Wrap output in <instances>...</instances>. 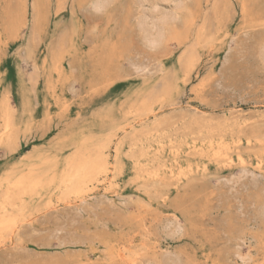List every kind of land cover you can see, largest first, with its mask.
Masks as SVG:
<instances>
[{"label":"rangeland","instance_id":"obj_1","mask_svg":"<svg viewBox=\"0 0 264 264\" xmlns=\"http://www.w3.org/2000/svg\"><path fill=\"white\" fill-rule=\"evenodd\" d=\"M95 1L0 0V264H264V0Z\"/></svg>","mask_w":264,"mask_h":264},{"label":"bare ground","instance_id":"obj_2","mask_svg":"<svg viewBox=\"0 0 264 264\" xmlns=\"http://www.w3.org/2000/svg\"><path fill=\"white\" fill-rule=\"evenodd\" d=\"M92 1H94V0H92ZM105 1V0H104ZM158 2L160 1V0H157ZM156 1V2H157ZM165 1V0H164ZM167 1V0H166ZM169 1V0H168ZM174 1H176V2H173L175 5H176V3H177V1L178 0H174ZM179 1H181V0H179ZM96 2V3H95ZM95 2H93L94 3V10H98V8L97 7H102V5H104L105 6V4L103 3V1H101V0H97V1H95ZM107 2H108V0H106L105 1V3L107 4ZM161 2V4L163 3L164 4V2L161 0L160 1ZM180 3V2H179ZM151 4V3H150ZM149 4V5H150ZM159 4V3H158ZM173 4V5H174ZM157 4L155 3V4H153L151 7L152 8H156V7H158V6H156ZM178 5V4H177ZM176 5V6H177ZM95 6H97V7H95ZM163 6V5H162ZM175 6V7H176ZM179 6V5H178ZM177 6V7H178ZM175 7H174V9H175ZM176 7V8H177ZM173 8V7H172ZM100 9H102V8H100ZM157 10V9H156ZM145 11V10H144ZM148 11H146V13H147ZM153 12V11H152ZM151 12V13H152ZM171 12H172V10H171ZM174 12V11H173ZM164 13V12H163ZM145 14V13H144ZM143 15V14H142ZM146 16L148 15V13L147 14H145ZM170 15H171V13H170ZM151 17H152V14H151ZM150 17V18H151ZM154 17V16H153ZM162 17H164L163 15H162ZM171 17V16H170ZM173 17V16H172ZM147 18H149L148 16H147ZM155 18V17H154ZM166 18V17H165ZM143 19V17H141V20ZM156 19V18H155ZM152 20L153 19H151V25H152ZM164 20V19H163ZM166 20H168V19H166ZM156 21V20H155ZM159 22V21H158ZM157 22V23H158ZM165 22V21H164ZM160 23H161V21H160ZM163 23V22H162ZM148 24H149V21H148ZM147 24V20L146 19H143L142 20V26H143V28L145 29V30H147L148 32V34H149V40L152 42V41H155L158 37H156L157 35L155 34L156 33V31H155V35L152 37L151 36V33H149V30L151 29V25H148ZM155 24H156V22H155ZM157 25V24H156ZM160 26V25H159ZM159 26H158V28H159ZM152 27H154V26H152ZM163 27H161V29H162ZM160 29V30H161ZM152 30V29H151ZM150 32H152V31H150ZM158 33V32H157ZM145 34V33H144ZM157 41V40H156ZM155 41V42H156ZM150 42V43H151ZM194 110H196V109H194ZM198 111V110H197ZM189 112H191V110H189ZM193 112V111H192ZM196 112V111H195ZM201 113H203V111L201 112ZM191 114V113H190ZM195 114V113H194ZM204 114V113H203ZM190 116V115H189ZM140 127V126H139ZM108 131V130H107ZM115 131V130H114ZM118 131V130H117ZM88 135V134H87ZM101 136V135H100ZM82 137V136H81ZM86 137V136H85ZM114 137V136H113ZM80 138V137H79ZM111 139V138H110ZM76 140V139H75ZM79 140H81V139H79ZM83 140V139H82ZM86 140V139H85ZM109 140V139H108ZM77 141V140H76ZM89 142L91 141V140H88ZM84 142V141H83ZM86 142H87V140H86ZM85 142V143H86ZM89 142H87L86 144H88ZM77 143V142H76ZM79 143V142H78ZM100 144V143H99ZM78 145V147L80 148V143L79 144H77ZM83 145V144H82ZM89 145V144H88ZM76 146V145H75ZM100 146V145H99ZM77 147V146H76ZM76 147H74V150H75V153L77 152V153H79V156H80V165H79V168L77 169V177H76V180H75V182L74 183H72L73 184V186H76V189H78V187L79 188H82V187H84V186H86V185H88V184H90L91 183V176L93 175V174H95L96 173V170H101V171H103V172H108V170H107V165H108V161H106V158H105V155H104V152L102 151V149L103 148H100L99 150L98 149H96V150H94V148L91 150V151H96L94 154L93 153H91V154H88L89 152H90V150H89V148H88V152H86L87 150H85V149H83L85 146H82V148H80V149H78V150H76L75 148ZM107 147V146H106ZM110 147V146H109ZM97 148H99V147H97ZM91 149V148H90ZM73 150V151H74ZM109 150V149H108ZM71 151V150H70ZM117 151H118V149H117ZM85 152L88 154V155H91V156H87V154H85ZM106 152V151H105ZM109 152V151H108ZM150 152V151H149ZM74 153V152H73ZM74 153V154H75ZM76 153V154H77ZM74 154H72V155H74ZM93 154V155H92ZM108 155V154H107ZM76 156V155H75ZM239 159V158H238ZM240 162H242V158H240ZM50 163V162H49ZM263 163V162H262ZM38 165V164H37ZM53 165H54V163H53ZM39 166V165H38ZM55 166V165H54ZM243 165H241V167H242ZM245 167V166H244ZM57 168V167H56ZM142 170H143V168H141ZM242 169H244V168H242ZM57 170V169H56ZM141 170V171H142ZM245 170V169H244ZM110 171V170H109ZM106 172V173H107ZM55 168L54 169H49L47 172H46V174H47V179H46V181H45V184L47 185V186H50V188H52L51 186L52 185H56V187H58V185H59V187L60 188H62V187H64V186H66V185H68V184H70V182H71V180H68V179H60V178H58L55 174ZM74 175V174H73ZM105 175V174H104ZM61 176H63V174L61 175ZM60 176V177H61ZM102 178V177H101ZM94 179V178H93ZM97 179V178H96ZM177 180V179H176ZM95 182V181H94ZM71 184V185H72ZM92 184V183H91ZM95 184V183H94ZM33 185V184H32ZM44 185V184H43ZM97 185V184H96ZM16 186H18L17 184H16ZM29 186V185H28ZM27 185L26 186H24V189H23V191H26L27 190V188H29ZM47 186H45L46 188H49V187H47ZM93 187V186H92ZM94 189H92L91 191H93ZM104 190H106V187H105V189ZM109 192V191H108ZM7 193V192H6ZM85 193V192H84ZM112 193V192H111ZM90 194H92V193H90ZM39 195V194H38ZM47 195V194H46ZM86 195H87V193H86ZM86 195L85 194H80L77 198H76V202L78 201L80 204L82 203V201L85 199V197H86ZM93 196V195H92ZM87 198V197H86ZM86 200V199H85ZM75 201V200H74ZM87 201V200H86ZM73 203V202H72ZM74 204H75V202H74ZM77 204V203H76ZM58 207V206H57ZM48 208V207H47ZM18 224V223H17ZM16 229V227L13 225L12 227H11V231H14ZM10 237H11V234L9 235ZM9 237V238H10ZM1 241V240H0ZM4 240H2V242H3ZM1 244V243H0ZM125 249V248H124ZM125 251V250H124ZM121 252V251H120ZM134 253V252H133ZM136 254V253H135ZM134 254V255H135ZM137 255V254H136ZM131 259V258H130Z\"/></svg>","mask_w":264,"mask_h":264}]
</instances>
